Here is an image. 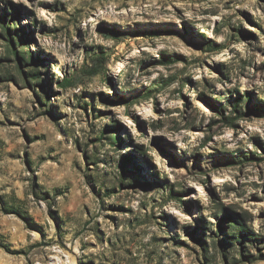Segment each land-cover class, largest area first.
Returning <instances> with one entry per match:
<instances>
[{
	"label": "rangeland",
	"instance_id": "rangeland-1",
	"mask_svg": "<svg viewBox=\"0 0 264 264\" xmlns=\"http://www.w3.org/2000/svg\"><path fill=\"white\" fill-rule=\"evenodd\" d=\"M0 240V264H264V0H0Z\"/></svg>",
	"mask_w": 264,
	"mask_h": 264
},
{
	"label": "trees",
	"instance_id": "trees-1",
	"mask_svg": "<svg viewBox=\"0 0 264 264\" xmlns=\"http://www.w3.org/2000/svg\"><path fill=\"white\" fill-rule=\"evenodd\" d=\"M2 23H3L2 24L3 26H2V32L1 33L3 35H6L7 39L9 41H11L12 43H14V40H13L12 35H11L12 32H9V27L6 25L5 22H3V20H2ZM14 34L16 35V32H14ZM30 52L31 51H29V52L21 51V57H23V59H26V60L33 59L34 56L32 55V52L31 53ZM39 73H40L39 70L29 71V74L32 75V78H34V79L38 78V74ZM66 81H67V78H65L64 83H66ZM248 101H249V95H246L245 96V102L248 103ZM233 109H234V112H236L237 115H240L242 113L241 112V110H242L241 105H239L238 102H236L234 104ZM224 119L230 124L234 123V120H233L234 118H230V117H226L225 116ZM2 211H4L5 213H16V214L22 216V214H21L22 210H20L18 207L14 206V205H8V206L3 205ZM231 225H233V229H234L232 231V234H231L232 237H235V235H238L239 237H244L249 232L247 230L245 224L242 223L240 220H237V218L232 222ZM0 247L4 248L5 250H9L8 245L5 244L4 242H2L1 240H0Z\"/></svg>",
	"mask_w": 264,
	"mask_h": 264
}]
</instances>
